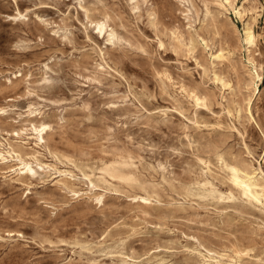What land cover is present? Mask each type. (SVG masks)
I'll use <instances>...</instances> for the list:
<instances>
[{
  "label": "rangeland",
  "instance_id": "obj_1",
  "mask_svg": "<svg viewBox=\"0 0 264 264\" xmlns=\"http://www.w3.org/2000/svg\"><path fill=\"white\" fill-rule=\"evenodd\" d=\"M262 2L234 1L256 15L253 90L250 14L215 0H0V141L49 165L0 164V264H213L203 247L264 264V201L219 159L264 181ZM103 16L117 39L96 32Z\"/></svg>",
  "mask_w": 264,
  "mask_h": 264
},
{
  "label": "bare ground",
  "instance_id": "obj_2",
  "mask_svg": "<svg viewBox=\"0 0 264 264\" xmlns=\"http://www.w3.org/2000/svg\"><path fill=\"white\" fill-rule=\"evenodd\" d=\"M187 1V0H184ZM235 0H215L216 4L225 12L228 10H232L235 16L241 20H245V16L250 14L248 19L243 23L242 32L239 34V41L245 45V49L247 51V61L248 65L250 64L252 70L249 69L248 76L251 86L253 90L257 88L258 83L256 81L261 82L262 80V67L257 63L255 57L253 55L257 54L254 50L257 49V41L258 36L253 30L252 23L254 22L256 15H254L251 9L248 6L243 4L239 5L238 7L234 5ZM262 6L264 7V0L262 2ZM186 12H190V7H185ZM207 10V7H206ZM86 14L87 10L85 9ZM19 13V12H18ZM210 17V16H209ZM212 19V18H211ZM94 24V28L96 32L101 36L104 34L107 36L108 41H112L113 39H117V33L112 26H109L107 22V17L103 16L101 18H97L92 21ZM50 33V32H49ZM161 44V42H160ZM242 46V45H241ZM242 48V47H241ZM244 48V47H243ZM190 51H193V47L190 48ZM245 51V50H244ZM250 55L251 53H253ZM212 54V53H211ZM213 58L216 59H224L225 56L222 50H217V52L213 55ZM246 61V60H245ZM105 65V64H104ZM117 74V73H116ZM225 84V83H223ZM127 88V87H126ZM220 93V92H219ZM189 97L193 99L196 104L204 103V97L198 94L195 91H190ZM2 109V112L5 110ZM209 113V112H208ZM50 128V124L46 122L43 118L38 119L36 121L30 122V128L34 132V138L37 140L36 144L43 143L45 141L44 134ZM1 131V129H0ZM14 135L20 136V132L15 130ZM6 145V146H4ZM21 145H13L10 142L3 143L0 141V164H4L9 161H16L20 164L17 168V173L21 176H32L37 173V169L33 167L32 162H35L36 166L41 167L43 171H45V167L49 168L48 164L39 162L37 159L32 156L33 160L25 159L27 155L26 152L22 151ZM222 164L229 172V181L233 185L234 188L238 190V192L247 200L249 201H256L261 202L264 201V181L262 176H257L254 171H250L244 167H240L237 163H232L224 160L222 157H219ZM205 162V161H204ZM34 164V165H35ZM65 172V170H63ZM61 172V171H57ZM63 179V178H62ZM59 180V179H58ZM92 186L95 184L89 180ZM232 195V192H228V196ZM142 202L146 203L150 200L149 194L145 191L142 195L137 196ZM100 201V197L97 198ZM204 253L199 252L200 255L203 257L204 260L212 261L213 264H222L224 262L223 256L224 253L216 252L211 249L205 248ZM236 254H239V250H234Z\"/></svg>",
  "mask_w": 264,
  "mask_h": 264
}]
</instances>
